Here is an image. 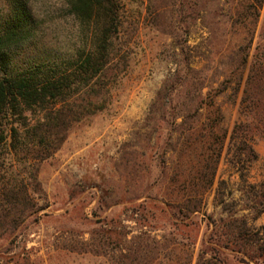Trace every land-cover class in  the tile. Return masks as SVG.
<instances>
[{
  "label": "rangeland",
  "instance_id": "obj_1",
  "mask_svg": "<svg viewBox=\"0 0 264 264\" xmlns=\"http://www.w3.org/2000/svg\"><path fill=\"white\" fill-rule=\"evenodd\" d=\"M30 3L42 20V42L14 55L13 66L24 68L28 62L47 55L58 61L69 59L88 43L89 32L76 18L65 15L66 0H30ZM122 4V39L132 53L126 77L113 96L115 101L106 110L75 124L61 148L39 165L38 179L48 207L26 219L8 239L0 241V264L12 254L20 255L26 264H112L109 247H93L96 234L92 232L104 220L117 217L123 220L125 231H131L121 243L123 254L135 248L129 247V239L139 233H145L141 238L150 245L152 239H160L168 232L183 244L184 240L170 225L161 229L164 220L149 218L144 222L146 226H140L127 211L129 205L142 201L146 193L158 192L169 184L181 146L179 131L174 130L181 118L173 125L170 121L147 119V114L151 105L157 103L159 90L177 72L182 75L189 68L204 70L208 65L202 76L207 75L211 81L239 3L238 0H123ZM6 11L5 1L0 0V15ZM263 18L264 3L258 30ZM213 85L216 87L217 83ZM242 87L235 96L230 87L216 99L227 139L214 183L204 195L203 207L187 220L195 225L184 230L188 237L184 248L193 250V264L201 250L226 243L223 225L231 220H245L251 231L257 232L258 240L245 246L230 243L229 247H252L246 249L255 254L250 264H264L256 252V247H264V212H261L264 177L259 181L251 179L257 174L264 175L261 171L264 162L257 164L255 150V147L264 150V134H257L248 142L256 156L246 148L240 161L234 157L240 140L229 139L233 127L246 119L240 102ZM155 124L158 131L152 128ZM184 153L181 159L186 162L188 151ZM66 244L71 246L70 250L64 249ZM96 249L99 255H95ZM5 250L9 252L3 253ZM124 261L130 264L127 259ZM229 264L238 262L230 259Z\"/></svg>",
  "mask_w": 264,
  "mask_h": 264
},
{
  "label": "trees",
  "instance_id": "obj_2",
  "mask_svg": "<svg viewBox=\"0 0 264 264\" xmlns=\"http://www.w3.org/2000/svg\"><path fill=\"white\" fill-rule=\"evenodd\" d=\"M4 1L7 11L0 15V241L48 207L38 179L39 165L61 148L75 124L112 105L132 53L122 39L123 0H66L65 15L76 18L89 32L88 43L69 59L58 61L47 55L28 62L24 68L15 67L14 55L42 42V20L30 0ZM238 3L229 24L226 47L215 64L211 81L207 75L202 76L208 65L204 70L189 68L182 75L177 72L159 90L157 103L151 105L147 114V119L170 121L173 125L181 118L174 128L179 131L181 146L169 184L158 192L146 193L142 201L129 205L127 211L140 226H146L144 222L149 218L164 220L161 229L170 225L182 241L188 238L185 228L195 225L187 220L201 211L225 148L227 131L222 125L217 97L230 87L235 96L243 86L240 102L246 119L233 127L229 138L240 140L234 152L238 161L246 148L256 156L248 142L255 135L264 134V20L258 30L264 0ZM157 126L153 125L154 131H158ZM184 151H188L186 162L181 159ZM122 222L120 217L110 218L92 232L96 234L93 247H109L112 264H126L124 259L130 264H193V250L185 249L184 241L181 244L170 237L171 232L152 239L151 245L143 242L141 237L145 233L132 235L129 247L135 248L123 254L121 243L131 231H125ZM223 226L226 243L201 250L194 264H229L230 259L250 264L255 254L246 249L252 247L229 244H254L257 232H252L245 220H231ZM69 247L64 245L66 250ZM256 252L264 259V247H256ZM95 255H99L97 249ZM4 264L26 261L12 254Z\"/></svg>",
  "mask_w": 264,
  "mask_h": 264
},
{
  "label": "crops",
  "instance_id": "obj_3",
  "mask_svg": "<svg viewBox=\"0 0 264 264\" xmlns=\"http://www.w3.org/2000/svg\"><path fill=\"white\" fill-rule=\"evenodd\" d=\"M255 150H256L257 155H258L257 164L261 165V163L264 162V150H262V148H258V147L257 148L255 147ZM261 171H264V167L262 168ZM263 177H264V175L257 174V175H254L251 179L254 181H259Z\"/></svg>",
  "mask_w": 264,
  "mask_h": 264
}]
</instances>
